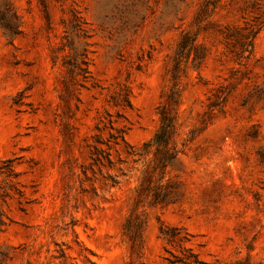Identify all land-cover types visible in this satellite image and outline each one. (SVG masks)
Here are the masks:
<instances>
[{"label":"rangeland","instance_id":"obj_1","mask_svg":"<svg viewBox=\"0 0 264 264\" xmlns=\"http://www.w3.org/2000/svg\"><path fill=\"white\" fill-rule=\"evenodd\" d=\"M185 34L177 200L138 208L133 252L138 170L120 136L137 149L159 127ZM94 145L114 164L102 173ZM0 247L7 264H264V0H0Z\"/></svg>","mask_w":264,"mask_h":264},{"label":"trees","instance_id":"obj_2","mask_svg":"<svg viewBox=\"0 0 264 264\" xmlns=\"http://www.w3.org/2000/svg\"><path fill=\"white\" fill-rule=\"evenodd\" d=\"M254 35L255 32L251 31L245 37L246 41L243 44L242 54L246 53V57L252 52ZM193 49L194 39L190 35L185 34L181 38L171 59V67L169 70L171 87L165 101L157 107L159 127L153 136L137 149L129 145L123 135L120 136L121 140L129 147L128 153L133 155L132 161L136 164L134 168L138 170V182L133 191V208L126 216L122 225V232L129 240L133 252L137 250L141 241V232L144 225L143 216L138 211V208L145 204L154 206L168 205L177 200L175 185L168 182L166 176L168 168L176 162L179 154L183 152V147L178 146L174 139L177 133L178 104L180 98L178 76L181 72L182 64L188 60ZM224 100L225 96L223 93L213 95V99L208 103L210 112L215 109L221 110V104ZM110 138L116 143V136L111 134ZM91 159V167L96 166L100 173H102V167L105 164H108L110 167L114 165L109 152L96 145L92 147ZM120 170V176L106 173L111 186H116L120 182L121 176L129 177L131 170L122 168ZM178 233V227L160 228V234L169 243L182 240L178 236ZM168 252L172 258L167 259L172 263H198V259L194 253H190L188 256L178 257L173 252ZM9 257L10 255L7 250L0 247V264H7L6 260Z\"/></svg>","mask_w":264,"mask_h":264}]
</instances>
